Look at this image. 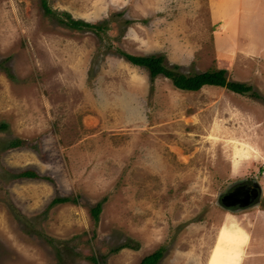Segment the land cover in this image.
<instances>
[{
	"label": "rangeland",
	"instance_id": "1",
	"mask_svg": "<svg viewBox=\"0 0 264 264\" xmlns=\"http://www.w3.org/2000/svg\"><path fill=\"white\" fill-rule=\"evenodd\" d=\"M47 4L0 0V264H264V0ZM122 53L225 69L259 98L180 90ZM241 142L258 157L235 160ZM243 179L260 202L230 210Z\"/></svg>",
	"mask_w": 264,
	"mask_h": 264
},
{
	"label": "trees",
	"instance_id": "2",
	"mask_svg": "<svg viewBox=\"0 0 264 264\" xmlns=\"http://www.w3.org/2000/svg\"><path fill=\"white\" fill-rule=\"evenodd\" d=\"M42 6L47 14H54L53 11L47 4V0H42ZM67 19L65 21L66 25L73 29H92L96 31H100L103 29L102 25H95L85 22L83 20H75L73 19L68 13L63 12L61 13ZM63 20V18H60ZM125 59L136 66H141L148 70L149 75L152 80H154L157 76L162 75L168 79H170L173 85L180 90L184 91H198L206 85L211 86H218L226 88L232 92L241 95H250L251 97L259 98V95L254 91L253 87L249 84L238 82V81H231L228 80L226 77V70L220 69L215 71H205L201 73H196L192 75H187L183 72H180L179 66L177 65H168L165 63V57L163 55H148V56H136L131 55L128 53L121 54ZM6 126V125H4ZM22 144L21 141H12L9 144V147H17ZM30 177L36 178L38 174L25 171L20 173L19 175H15V177ZM70 199L67 197H58L55 198L50 205H55L58 203L69 202ZM101 212V204H97L94 208L91 209V214L96 223L99 222V215ZM116 249L115 251H118ZM162 253L161 251H156L151 255L146 256L143 258L139 264H156L157 261L160 259ZM95 262L97 259L94 257Z\"/></svg>",
	"mask_w": 264,
	"mask_h": 264
},
{
	"label": "flooded vegetation",
	"instance_id": "3",
	"mask_svg": "<svg viewBox=\"0 0 264 264\" xmlns=\"http://www.w3.org/2000/svg\"><path fill=\"white\" fill-rule=\"evenodd\" d=\"M262 196L257 181L243 179L230 185L220 197V202L226 208L239 211L257 205Z\"/></svg>",
	"mask_w": 264,
	"mask_h": 264
},
{
	"label": "bare ground",
	"instance_id": "4",
	"mask_svg": "<svg viewBox=\"0 0 264 264\" xmlns=\"http://www.w3.org/2000/svg\"><path fill=\"white\" fill-rule=\"evenodd\" d=\"M234 143H238V142L234 141ZM233 151L235 154L233 158L237 161L241 159L246 160L250 158L251 159L256 158L257 154L259 153L253 146H251L250 144H247L246 142H241L237 144L236 146H234Z\"/></svg>",
	"mask_w": 264,
	"mask_h": 264
},
{
	"label": "crops",
	"instance_id": "5",
	"mask_svg": "<svg viewBox=\"0 0 264 264\" xmlns=\"http://www.w3.org/2000/svg\"><path fill=\"white\" fill-rule=\"evenodd\" d=\"M217 243V242H216ZM209 259V258H208ZM206 264H207V262H206Z\"/></svg>",
	"mask_w": 264,
	"mask_h": 264
}]
</instances>
